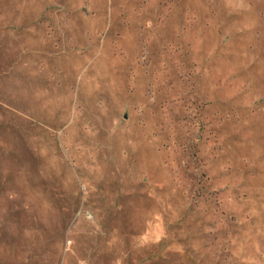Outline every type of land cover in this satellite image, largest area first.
Wrapping results in <instances>:
<instances>
[{
    "label": "rangeland",
    "instance_id": "1",
    "mask_svg": "<svg viewBox=\"0 0 264 264\" xmlns=\"http://www.w3.org/2000/svg\"><path fill=\"white\" fill-rule=\"evenodd\" d=\"M0 264H264V0H0Z\"/></svg>",
    "mask_w": 264,
    "mask_h": 264
}]
</instances>
